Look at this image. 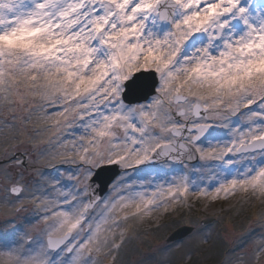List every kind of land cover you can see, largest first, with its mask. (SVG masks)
Wrapping results in <instances>:
<instances>
[{
	"label": "snow or ice",
	"instance_id": "obj_1",
	"mask_svg": "<svg viewBox=\"0 0 264 264\" xmlns=\"http://www.w3.org/2000/svg\"><path fill=\"white\" fill-rule=\"evenodd\" d=\"M0 264H264V0H0Z\"/></svg>",
	"mask_w": 264,
	"mask_h": 264
},
{
	"label": "rangeland",
	"instance_id": "obj_2",
	"mask_svg": "<svg viewBox=\"0 0 264 264\" xmlns=\"http://www.w3.org/2000/svg\"><path fill=\"white\" fill-rule=\"evenodd\" d=\"M237 197L240 198V196L237 195L235 197H231L228 202H225L222 199L221 201H218L215 205H210V202L208 200H205L203 202H196L195 200H193L191 201V203L194 206L191 216L184 215L182 217L181 215H176L160 221V224L171 225L172 221H179L182 218L186 221L194 217H201L204 220L207 219L215 220V216L213 215L214 213L218 214L220 217H227L229 219H232L233 216L232 213L229 211V209L235 206L241 199L240 198L237 202L233 203L232 200ZM183 212L187 213V208L183 209ZM241 219H243V217H237L234 218L233 220V222L237 225V231L240 230L239 224ZM226 226H227L226 219L217 220L215 223L209 224V227H211L214 230V235L224 236L223 246L220 249V251L225 253L232 246V240L235 239V236L225 235L224 229ZM180 227H184V225L174 224L167 228L161 227L159 231H153L151 229L156 228L155 224L146 225V227L142 228L139 232V235L142 236V239L134 241L133 244L129 246L130 255L128 259H130L131 261H136L144 256L153 254V251L155 249H158L159 247H162L167 242L169 236ZM222 258L223 257H221V259Z\"/></svg>",
	"mask_w": 264,
	"mask_h": 264
},
{
	"label": "water",
	"instance_id": "obj_3",
	"mask_svg": "<svg viewBox=\"0 0 264 264\" xmlns=\"http://www.w3.org/2000/svg\"><path fill=\"white\" fill-rule=\"evenodd\" d=\"M213 219H207V220H205V221H212ZM183 227H181V228H179L178 230H176L169 238H168V240L172 237V236H174L178 231H180L181 229H182ZM167 240V241H168Z\"/></svg>",
	"mask_w": 264,
	"mask_h": 264
},
{
	"label": "bare ground",
	"instance_id": "obj_4",
	"mask_svg": "<svg viewBox=\"0 0 264 264\" xmlns=\"http://www.w3.org/2000/svg\"><path fill=\"white\" fill-rule=\"evenodd\" d=\"M239 199H240V198L237 197L236 199H234V200H232V201H233V203H235V202H237Z\"/></svg>",
	"mask_w": 264,
	"mask_h": 264
}]
</instances>
